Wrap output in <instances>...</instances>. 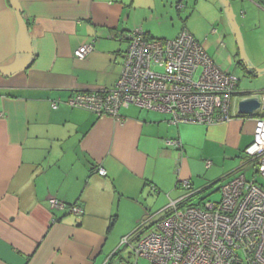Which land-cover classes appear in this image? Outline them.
Here are the masks:
<instances>
[{
  "label": "crops",
  "instance_id": "obj_1",
  "mask_svg": "<svg viewBox=\"0 0 264 264\" xmlns=\"http://www.w3.org/2000/svg\"><path fill=\"white\" fill-rule=\"evenodd\" d=\"M248 12L264 13V0H0V264H113L123 238L152 228L186 193L183 180L203 196L218 190L209 185L229 174L213 173L215 162L253 142L255 117L238 112L252 92L238 88L233 117L211 125L173 124L170 114L135 105L120 118L99 116L69 100L113 88L126 35L141 28L163 38L166 18L174 38L186 28L223 69L190 20L212 19L228 32ZM92 41L85 58L74 56ZM52 198L83 213L54 208Z\"/></svg>",
  "mask_w": 264,
  "mask_h": 264
},
{
  "label": "built area",
  "instance_id": "obj_2",
  "mask_svg": "<svg viewBox=\"0 0 264 264\" xmlns=\"http://www.w3.org/2000/svg\"><path fill=\"white\" fill-rule=\"evenodd\" d=\"M126 40L116 85L78 90L69 100L72 106L120 118L122 108L135 105L168 113L173 124L211 125L233 117L240 78L221 69L189 30L165 39L136 28ZM93 50L92 41L79 46L74 56L83 59ZM251 96L261 103L254 114L253 142L245 149L252 177L243 167L221 184L220 200L181 207L196 192L190 190V180H183L189 191L171 202L168 213L136 238H123L121 247L130 249L134 264L140 259L151 264H264V90ZM171 143L180 145L178 140ZM99 172L105 174L104 169ZM50 202L54 208L66 207L57 198ZM70 211L82 214L83 208L73 205Z\"/></svg>",
  "mask_w": 264,
  "mask_h": 264
},
{
  "label": "rangeland",
  "instance_id": "obj_3",
  "mask_svg": "<svg viewBox=\"0 0 264 264\" xmlns=\"http://www.w3.org/2000/svg\"><path fill=\"white\" fill-rule=\"evenodd\" d=\"M243 10L248 11L247 9ZM235 19L228 32L224 31L223 25L214 24L215 22L212 19L207 20L197 17L191 19L190 24L197 27L199 33L197 38L208 45V51L211 55L216 54L218 56V61L223 69L233 72L242 80L239 91L256 93L264 90V13L259 15L248 12L246 16H238ZM155 22L156 25L161 23V21ZM162 22H164V26L160 30L161 34L159 36L168 39L174 38L177 32L173 29L170 19L166 18ZM174 23L182 26L184 22L175 18ZM217 28L219 34H215ZM214 29H216V32L213 31ZM246 160L247 155L241 153L237 157L233 156L225 162H220V164L215 162L212 172L221 175L219 176L221 178L222 175L233 173L237 168L244 167L243 171L247 173L248 177H252L253 170L248 167ZM206 172H208V169L205 170ZM229 177L230 175L226 176V179ZM223 180L224 178L215 183L216 186L214 187L220 186ZM221 197L222 192L218 189L206 194L205 199L218 201ZM158 216L161 218L163 214ZM121 250L122 259L115 260L113 264H134L136 258L130 254V249L121 247ZM139 264L151 263L149 260L140 259Z\"/></svg>",
  "mask_w": 264,
  "mask_h": 264
},
{
  "label": "trees",
  "instance_id": "obj_4",
  "mask_svg": "<svg viewBox=\"0 0 264 264\" xmlns=\"http://www.w3.org/2000/svg\"><path fill=\"white\" fill-rule=\"evenodd\" d=\"M252 74H253V72L252 71H250ZM171 119V118H170ZM179 124V123H178ZM177 124V125H178ZM242 167H240V168H238V169H236V171L237 170H239V169H241ZM236 171H233V173H235ZM233 173H231V174H229L230 176L233 174ZM226 180V179H225ZM218 182V181H217ZM217 182H215V183H217ZM215 183H212V184H210L209 186H212V185H214ZM181 184V183H180ZM221 186V185H220ZM220 186L218 187V189L220 188ZM185 188V187H184ZM186 189V193L189 191V189L187 190V188H185ZM190 190H195V189H193V186H191V188H190ZM204 191H205V189H201L200 191H196L191 197H189V199L184 203V205L182 204V206L181 207H184L186 204H190V203H201V202H203V200H207V199H205L206 198V196H203L202 194H204ZM185 193V194H186ZM67 205V204H66ZM68 206V205H67ZM66 206V207H67ZM73 205H69L68 206V208L70 209V207H72ZM166 213H168V208H167V210L163 213V216L166 214ZM162 216V217H163ZM143 227H144V225H142L141 227H139L138 229H136L131 235H130V237L131 238H136L140 233H142L143 232ZM121 249H117L115 252H113L112 254H111V256H110V261L109 262H114L115 260H117V259H122V255H121Z\"/></svg>",
  "mask_w": 264,
  "mask_h": 264
},
{
  "label": "water",
  "instance_id": "obj_5",
  "mask_svg": "<svg viewBox=\"0 0 264 264\" xmlns=\"http://www.w3.org/2000/svg\"><path fill=\"white\" fill-rule=\"evenodd\" d=\"M260 101L254 96H247L239 100L238 112L241 115H254L260 108Z\"/></svg>",
  "mask_w": 264,
  "mask_h": 264
}]
</instances>
